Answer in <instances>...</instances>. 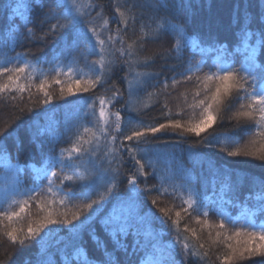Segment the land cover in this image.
I'll return each instance as SVG.
<instances>
[{"label": "trees", "instance_id": "16d2710c", "mask_svg": "<svg viewBox=\"0 0 264 264\" xmlns=\"http://www.w3.org/2000/svg\"><path fill=\"white\" fill-rule=\"evenodd\" d=\"M131 2L132 0H119L124 7ZM136 2L144 5L142 22L146 30L149 24L154 28L156 19L160 17L170 19L174 23L183 25L188 37L198 39L200 47L205 51L201 52L200 48L186 47L180 60L175 58L174 53L163 58L165 50L171 49L174 44V37L171 34H164L157 40L145 38L140 41L138 38L141 27L139 15L141 10L138 9L136 24L133 26L130 22L128 30L122 33L125 36V47L127 43L136 40L138 57L141 59L154 57V59L147 67L134 66V72L156 75L146 78L142 86L133 92L129 102L127 84L124 80L129 71L125 64L127 58L121 57L118 51L114 53V56L109 57V59H114L115 67L107 83L102 86L98 85L88 93L66 94L64 99H60V85L53 81L54 79L66 81L68 76L64 74L58 76L55 69L63 66V72L66 73L68 62L75 52L70 47L71 35L64 36L61 33L48 35L41 39L50 23L55 22L45 20V13L52 6L53 0H44V7L38 6V0H0V64L9 59L16 66L27 62L29 67L21 83L27 85L29 83L27 77L31 73V84L33 85L23 93L18 94L13 90L7 93L6 97H0V130L10 133L0 140V143L6 144L14 161L18 154L21 164L33 165L31 168H26L20 175L22 188H44L48 184V180L37 176L34 169H39L50 154L59 157L61 149L71 146L75 131L72 125L77 117L87 109V104L91 102L92 97L111 96L113 87L120 89L123 98L115 102L114 106H110V111L120 109L124 121L131 118L133 121H143L145 124L156 126L175 120H179L182 125H186L189 121L199 120L200 109L190 107L196 99L194 97L196 80L193 78L191 81H184L181 75L182 73L187 75L186 69L189 61L193 66L202 60L207 61L203 67V72H207L212 60L218 55L214 51L216 47L225 44L231 51L238 43L237 32L240 25L237 23V16L239 15L241 22H250L251 28L255 30L262 26L261 17L264 15V0H136ZM95 3L103 5L105 16L114 18L108 25L112 32L122 27L116 22L118 18H115L113 0H95ZM159 3H166L167 7L156 9L155 6ZM25 4H29L30 9L25 10L23 8ZM18 6L23 15L17 16L13 23L19 26L18 32L21 38L13 43L10 37L15 36L16 31H8L11 24L7 16L11 14V9ZM96 11L99 9L92 11V16H95ZM25 21H28L27 28L33 30L31 37L27 36ZM141 43L143 44L142 49L140 48ZM81 46H84L83 43ZM119 47L120 44L117 42L116 48ZM17 53L21 54L19 63L15 59ZM98 59V55L95 54L88 55L86 59L83 56L79 57L78 63L74 66L78 70L76 75L81 74L79 70L90 74L92 61ZM241 59L242 55L235 56L236 67L239 66ZM258 61L264 63V53H258ZM45 77L51 85L48 89L49 93L56 97L49 105L40 104L43 94L35 87ZM128 78L131 79L132 76L129 75ZM173 79L181 83L173 87ZM2 80H6V76L0 79V82ZM165 81L168 84L167 89L164 88ZM65 91L67 93L66 85ZM150 93L152 95H149ZM13 96L17 97L16 100L10 98ZM29 108L31 111L28 110ZM130 108L139 111H132ZM45 109L48 111L45 112ZM98 109L99 102L97 101V115ZM238 110L239 102L233 101L230 107L220 111L216 121L202 131L200 136L192 133L181 135V129L171 128L152 136L149 144L141 145L149 149L151 157L157 162V175L147 177V184L158 187L160 184L158 177H163L169 193L172 192V185L177 186L178 192L181 190L179 186L182 185L185 197L191 190L194 196L206 201L212 209L222 208L231 216H237L253 209L256 201L250 199L245 202V197L258 191L259 185L264 182V161L246 156L229 157L227 151L222 150V146L215 139L227 132L230 136L238 138L241 146L250 140V133L255 126L244 119L237 121L234 114ZM92 120L93 117L89 115L80 123L91 127ZM238 124L239 127H237ZM40 130H44L43 134H40ZM205 138L212 139L215 146L205 147L202 143ZM17 143L20 144L19 149L16 147ZM125 143L128 142L125 141ZM233 147L235 145H228V150ZM50 149H54V152L50 153ZM65 155L67 156V153ZM123 155L125 164L122 168L124 175L119 186L121 195L126 194L127 177L133 171L131 161L127 160V153ZM55 170L59 173V166ZM146 171H151V169H146ZM48 174H51V170ZM64 174L70 175L71 171L65 169ZM3 175V171L0 170V177ZM144 181L145 178L140 177L142 189ZM55 183H60L59 175L55 178ZM61 187L65 192L71 191L78 194L85 191L80 183L72 184L66 181ZM42 195L51 198L49 197L51 194L43 193L37 195V200L41 199ZM153 198L157 199V205L152 204ZM2 201L3 186L0 185V202ZM226 201L232 203H225ZM114 203L115 198H110L104 207L92 214L90 220L85 221L75 230L72 229V225L63 223L47 225L41 233L42 241L37 237L36 240L25 241L23 245L19 241L13 244L0 232V264H45L48 261L51 264H81L77 249L86 252L92 264H101L107 259L108 254H111L113 264H140L141 258L146 254L161 257V252L153 251V244L163 250L162 255L165 260L171 251L174 259L180 264H221L217 256L226 251L221 243L223 236L220 241H216V232L219 229L205 227L203 216L200 217L201 223H197L195 212L185 214L181 211L180 221L181 237L188 236L189 238V253L192 251V245H195L196 250L201 253L207 250L208 256L203 260L199 256L192 255L185 260L182 246L175 244L176 233L170 227L171 221L164 224L160 219H156L162 216L159 211L160 207L171 208V215L175 218V212L180 211L182 207L178 196L174 198L169 194L158 195L155 190L151 193L142 192L134 207L129 208L128 203L124 205V214L128 217L129 224L128 234L111 237L105 231L102 221L108 216ZM28 210L31 212L33 222L44 215L36 208L35 201L30 203ZM83 219L84 216H81V220ZM208 220L210 224L215 225L218 224L219 217L215 212H211ZM256 220L258 222L264 220V214L257 215ZM28 222L29 217L25 215L16 226L26 231ZM73 224H79V221H73ZM185 226L194 230L196 235L193 236L192 231L185 232ZM149 232L151 235L146 236ZM93 233L105 243L106 249L97 247L92 238ZM117 240L119 244L116 243ZM170 244H175V247L169 249ZM200 244H204V248H200ZM261 260H264V257L256 256L240 264H257Z\"/></svg>", "mask_w": 264, "mask_h": 264}, {"label": "snow or ice", "instance_id": "6c2138e0", "mask_svg": "<svg viewBox=\"0 0 264 264\" xmlns=\"http://www.w3.org/2000/svg\"><path fill=\"white\" fill-rule=\"evenodd\" d=\"M116 22L122 27H118L115 32H112L108 25L111 20L104 15L103 5L95 3V0H53L52 6L45 13L46 21H55L50 23L47 32L41 36L44 39L48 35L64 34L71 35V49L75 55L67 65V72H63V66H58L55 71L57 75H67L66 81L54 79L53 83L60 85L59 98L64 99L65 95H76L77 93H88L90 90L102 86L107 83L113 69L115 67L114 59L109 57L114 56L118 51L121 57H126L125 64L128 67L124 80L127 84L129 102L131 101L133 92L145 82L146 78H152L153 73L134 72V66H149L154 57L139 58L137 54V41L127 43L125 47V36L122 34L128 30V25L131 22L133 26L137 22V10L140 9V36L139 40L145 38L157 40L164 34H171L174 37V44L171 49L165 50L163 58L175 54L177 60L182 59L183 51L186 47L200 48V51H205L200 47L198 39L188 37L183 25L174 23L170 19L160 17L156 19L155 27L151 24L145 29L143 24L144 13L143 4L132 0L127 7L122 6L119 0H113ZM38 6L44 7V0H38ZM29 4L23 5L25 10L30 9ZM156 9L167 7L166 3H159ZM96 11L95 16H92V11ZM23 13L20 7L11 9V14L7 16L11 27L9 32L16 31V35L10 37L11 42H15L21 38L18 32V25L13 22L17 16H22ZM30 20V15H29ZM27 22H24L27 36H33V30L27 28ZM43 23V22H42ZM237 23L240 25L237 32L238 43L229 51L228 46L221 44L214 49L218 54L209 65V70L203 72V67L207 61L202 60L196 66L189 61L186 69L187 75L181 74L184 81L196 80V91L194 93L195 102L190 107L200 109V118L196 121H189L186 125H182L179 120L171 121L168 124L160 123L156 126L145 124L143 121H133L129 118L124 121L121 117V110L110 111V106L123 98L120 89L113 87L111 96L99 95L91 98V102L87 104V109L77 117L76 122L72 125L75 129L71 146L61 149L59 157L50 154L42 163L39 169H34L37 176H42L48 180V184L44 188H22L20 175L26 168H31V164H21L17 154L15 161L12 154L8 151L6 144L0 143V170L4 173L3 178V201L0 202V232L15 244L17 241L21 245L25 241L36 240L37 237L43 240L41 235L44 229L49 224H67L72 225V229H77L85 221L92 218V214L97 212L101 207H104L110 200L115 198L112 210L108 216L102 221L107 234L111 237L117 235L128 234V217L124 214L125 203H128L129 208L134 207L140 194L151 193L155 190L158 195L169 194L174 198L179 197L182 203L180 211L175 212V218L172 217L171 208L160 207L159 211L162 214L160 219L162 223L168 224L171 221V229L176 233L175 244H180L183 249L185 260L189 255L199 256L204 259L208 256L207 250L203 253L196 250L195 245H192V251L189 253L190 245L188 236L181 237L180 221L182 219L181 211L185 214L196 213V222L201 223L200 217L203 216V224L211 229L218 228L216 232V241H220L223 236V247L226 249L224 253L217 256L221 264H240V262L249 260L252 257H264V220L259 222L256 220L257 215L264 214V182L259 185V190L250 193L245 197V202L255 200L256 204L253 209L243 212L237 216L227 214L223 209H212L206 201L200 200L194 196L189 190L185 197L183 186L180 191H177V186L172 185V192L169 193L168 187L165 186L164 178L158 177L160 180L159 186H149L146 182L147 177L156 176V161L151 157L148 148L141 145L149 144L152 136L158 132H162L168 128L173 130L181 129V135L192 133L200 136L201 132L207 127H210L218 118V114L224 108L230 107L233 101L239 102V110L234 114L237 121L244 119L254 124V130L250 133V140L243 146L240 145L239 139L230 136L227 132L222 133L215 138L216 142L222 146V150L227 151L229 157L246 156L257 160L264 161V63L258 61V53H264V15L261 17V27L253 30L250 22H241L239 15ZM119 42L120 47L117 49L116 44ZM83 43V47L81 46ZM143 44H140L142 49ZM98 55L99 59L92 61L90 74L80 71L77 76V69L74 67L83 56L85 59L88 55ZM242 55L239 61V66L236 67L235 56ZM21 54L17 53L16 60L19 63ZM9 65V66H5ZM28 63H22L16 66L11 63V60H6L0 64V79L6 76V80L0 82V97H6L7 93L15 90L18 94L29 90L31 84V73L27 79L29 83L25 85L21 83ZM214 69V71H213ZM134 73V74H133ZM201 73H203L201 75ZM129 75L132 76L129 79ZM94 76V78H93ZM181 81L173 79L172 86L175 87ZM67 86V93L65 91ZM37 90L43 94L40 100L41 105H49L52 100L56 99L51 95L48 89L51 85L47 77L42 79L38 85H35ZM164 88H168L165 81ZM149 95H152L151 93ZM203 96V98H200ZM16 100L17 97H10ZM97 101L99 109L97 115ZM31 111V108L28 109ZM139 111L138 109H131ZM48 109H45L47 112ZM23 112V109H21ZM89 115L93 117L92 126L83 125L80 121L86 119ZM114 125V127L112 126ZM130 126V127H129ZM239 127V124L237 125ZM127 129V130H126ZM44 130H40L43 134ZM6 135L4 130H0V140ZM88 139H84V137ZM119 140V143L117 141ZM127 141L128 143H125ZM51 143V141H49ZM202 143L205 147H214L212 139L205 138ZM228 145H235L231 150H228ZM17 149L20 144L17 143ZM103 152L101 153V148ZM54 149H50V153ZM131 161L133 171L127 177V190L125 195L119 192L121 178L124 175L122 168L125 164V156ZM67 153V156L65 155ZM59 166L60 172L55 169ZM65 169H69L71 174H64ZM151 169V171H146ZM51 174L49 175V171ZM59 175L60 183H55V178ZM140 177H144V187L141 188ZM72 184L80 183L85 188L81 193L65 192L62 185L65 182ZM51 194V198L41 196L37 200L38 194ZM18 197H26L18 199ZM95 197V198H93ZM36 202V208L44 213V215L35 222L31 219L30 202ZM152 204L157 205V199H152ZM225 203H232L226 201ZM6 205V207H5ZM246 206V203H245ZM74 209V210H72ZM91 210V212L89 211ZM211 212L219 217L218 224L212 225L209 223L208 217ZM88 213V215H84ZM27 215L29 222L27 230L18 228L16 225L22 221ZM81 216L84 219L81 220ZM154 216V214H153ZM5 221L7 223H5ZM73 221H79V224H73ZM51 231V230H50ZM185 232L192 231L185 226ZM47 235V233H45ZM151 233H146L150 236ZM211 236V232H209ZM92 238L98 248L104 247L105 243L100 240L94 233ZM214 241V242H216ZM235 241V243H232ZM119 244V241H116ZM137 244L139 242L137 241ZM175 244H170L169 249L174 248ZM153 251L161 252V257H154L152 254H146L140 260V264H180L176 261L169 251L167 260L163 258V250L152 245ZM204 248V244L199 245ZM135 251V248H134ZM77 255L81 258V264H92L88 259L86 252L77 249ZM45 264H51L50 261ZM101 264H113L111 254H108L107 259ZM264 264V260L257 262Z\"/></svg>", "mask_w": 264, "mask_h": 264}, {"label": "rangeland", "instance_id": "374dc122", "mask_svg": "<svg viewBox=\"0 0 264 264\" xmlns=\"http://www.w3.org/2000/svg\"><path fill=\"white\" fill-rule=\"evenodd\" d=\"M113 127H114V125H112ZM207 128H209V127H207ZM206 128V129H207ZM3 178H4V175L3 176H1L0 177V185H1V187L3 186ZM47 194V193H46ZM47 195H49V194H47ZM49 197H51V195L49 196ZM26 197H18V199H25ZM31 203V202H30Z\"/></svg>", "mask_w": 264, "mask_h": 264}]
</instances>
